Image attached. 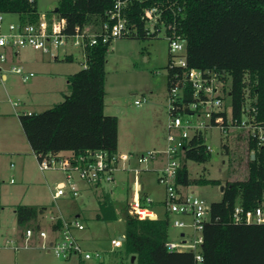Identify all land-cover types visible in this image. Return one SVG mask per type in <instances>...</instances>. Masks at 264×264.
Segmentation results:
<instances>
[{
    "label": "trees",
    "instance_id": "16d2710c",
    "mask_svg": "<svg viewBox=\"0 0 264 264\" xmlns=\"http://www.w3.org/2000/svg\"><path fill=\"white\" fill-rule=\"evenodd\" d=\"M37 1L0 0V13L17 14L33 22L40 15ZM117 1L58 0L56 11L67 21L65 32L73 34L77 26L105 20ZM148 9L159 14L153 29L145 16ZM124 12L131 29L125 37H157L162 26L167 36H180L186 42L190 68H211L230 75L234 120L241 122L249 115L264 126V0H128ZM111 42L100 40L87 49L88 64L69 75L70 93L62 102L39 113L19 114L36 157L67 150L78 153L89 148L118 151L119 119L104 112ZM169 77L168 70V84ZM248 142V177L227 180L222 200L211 204L212 218L203 230L202 264H264V223H237L233 218L237 205L250 211L264 203V147L252 137ZM190 144L181 157L177 183L185 187L222 184L220 179L205 175L190 177L188 160L205 163L211 159L203 134L194 136ZM224 147L228 150L226 144ZM43 211L35 205L15 206L21 235L27 228H39L38 219ZM116 218L113 203L106 196L100 204L98 219ZM126 222L127 253L136 256L139 264H196L192 252L166 249L168 213L158 219H138L126 213Z\"/></svg>",
    "mask_w": 264,
    "mask_h": 264
},
{
    "label": "rangeland",
    "instance_id": "374dc122",
    "mask_svg": "<svg viewBox=\"0 0 264 264\" xmlns=\"http://www.w3.org/2000/svg\"><path fill=\"white\" fill-rule=\"evenodd\" d=\"M58 6V0H38L37 8L41 16L50 17ZM6 18L17 22L19 15L7 14ZM152 24L150 25V27ZM153 29V27H151ZM65 50L73 52V61L64 60ZM58 60L50 58L48 54L35 50L31 46L20 49V58L12 60L10 56L3 63L0 72V264H16L17 253L8 243L16 240L19 235L17 217L14 205L17 203L35 205L44 208L45 213L41 224L45 228L50 222L51 212L61 214H75L83 212L86 219V231H77L80 238H88L89 242L100 250L101 257H94L87 264H139L134 255L127 253L126 245L115 250L111 240L117 238L124 231L123 220H100L96 218L99 209L98 198L107 196L112 203H130L134 197L132 188L133 173L118 171L117 184H104L97 193L87 183L80 181L84 196L72 199L54 200L47 189V183L56 184L64 179V174L58 170L41 171L39 161L32 154L31 147L25 137L18 113H39L62 102L70 93L67 76L64 73H74L84 67L85 59L82 51L71 43L62 46ZM169 39L164 26L157 37L136 38L119 37L112 40L106 63L105 109L108 115H116L122 135L123 145H134L144 148L146 153L153 149V145L160 142V133L164 134L161 150L166 149L168 136L169 112L167 107L168 95V64ZM31 66L35 76L24 82L19 74L10 71L12 66ZM27 70V69H26ZM2 74L7 79H2ZM36 82V83H35ZM231 81H229V85ZM20 101V106L13 103ZM136 101L142 102L140 105ZM231 99L226 97V104L230 108ZM6 117V118H4ZM207 145L211 148V159L205 163L194 160L186 162L189 175L196 179L201 175L220 179V185L192 184L184 190L193 192L194 196L204 200L207 206L222 200L221 187L227 180H244L249 174L250 149L248 146L247 130L236 128L229 132L220 127H212L206 131ZM156 138H160L157 139ZM227 145L228 150L224 147ZM159 149V148H158ZM127 154L126 150H118ZM143 152V153H144ZM165 162L151 160L138 164L133 159L132 167L143 169L140 178L142 192L153 200L152 208L159 218L166 217L164 203L165 185L159 181V169ZM123 164H120V169ZM122 170V169H121ZM123 181V182H122ZM89 186V187H88ZM87 190V189H86ZM62 203V204H61ZM121 204V205H120ZM182 219L191 222L190 216H169V240H182L181 233L187 236L193 233L192 228H176L173 221ZM88 243V242H87ZM89 244V243H88ZM56 264H80L78 257L65 259L54 254L49 255ZM98 260V261H97ZM17 264H24L17 263Z\"/></svg>",
    "mask_w": 264,
    "mask_h": 264
},
{
    "label": "built area",
    "instance_id": "2783aa9c",
    "mask_svg": "<svg viewBox=\"0 0 264 264\" xmlns=\"http://www.w3.org/2000/svg\"><path fill=\"white\" fill-rule=\"evenodd\" d=\"M127 6L128 0H118L114 8L106 13L105 20L99 22L94 20L83 26H77L73 34L65 32L67 21L56 10L50 17L40 14L38 20L33 22L20 17L17 22L7 21L6 14L0 13V72L3 70L2 64L6 63L10 56H17L19 50L25 46H31L56 60L60 56L58 50L68 43L82 51L86 67L89 47L100 40L107 43L115 38L125 37L131 32L124 12ZM145 16L152 25L159 20V14L155 13V9L146 10ZM168 39L171 58L168 68L170 71L167 95L169 120L165 150H150L134 155L89 148L78 153L72 150L50 152L37 159L41 171L58 170L64 174L62 181L51 186L52 197L57 200L67 195L73 198L80 197L83 191L80 181L94 187L114 183L120 164H123V169L133 173L134 192L138 194L141 191L139 174L142 170L125 165H130L132 158H135L138 164H144L160 156L166 157V164L159 169V181L165 185L166 190L164 200L166 212L190 216L191 222L176 218L173 225L176 228H192L193 233L187 236L186 232H182V240L175 242L168 239L164 245L169 251L192 252L195 263L202 264L203 230L205 224L212 218L211 205L207 206L204 200L195 197L193 192L185 191L186 187L177 183L181 157L191 147L190 142L194 136L203 134L207 143L206 131L215 126L225 132L236 128L246 129L248 140L252 137L257 140L259 146L264 147V126L249 115H246L241 122L234 120L231 103L230 108L226 104V97H231L230 75L211 68H190L185 40L175 34L169 35ZM10 71L19 74L24 82L35 76L33 71H28L23 66L13 65ZM141 103L136 101L137 105ZM14 105H20V101H15ZM28 114L32 113L28 112ZM207 150L211 151L208 145ZM151 203L153 200L148 195H134L133 200L126 205V211L138 219H158L150 206ZM48 218L50 228H44L39 223V228L25 230L26 246H30L34 238H38L41 241L39 247L57 257L69 259L78 256L83 260L101 257L99 252L92 253L86 250L76 236V230L85 229L81 220L66 219L62 214L54 212H51ZM233 218L237 223H264V203L250 211H244L242 206L237 205ZM125 241L126 236L120 235L112 240V246L120 249L125 245ZM11 245L16 249L19 248L14 242H11Z\"/></svg>",
    "mask_w": 264,
    "mask_h": 264
},
{
    "label": "crops",
    "instance_id": "0c3cea01",
    "mask_svg": "<svg viewBox=\"0 0 264 264\" xmlns=\"http://www.w3.org/2000/svg\"><path fill=\"white\" fill-rule=\"evenodd\" d=\"M6 20L7 21H12V20H8V18H6ZM68 56H70L71 57V60H66V61H73V59H74V55H73V52H69L68 50H65V54H64V60H65V58L66 57H68ZM20 58V50H19V52H18V55L17 56H14L13 58H12V60L11 61H13L14 59H19ZM26 69L28 70V71H34V70H32L31 69V66H26ZM80 70V69H79ZM78 70V71H79ZM77 72V71H76ZM75 73V72H74ZM66 76H67V82H68V77H69V75H71V74H73V73H64ZM2 79L3 80H5V79H7V75L6 74H2ZM36 83V82H35ZM14 104V103H13ZM20 105H21V103H20ZM20 105H18V106H20ZM17 107V106H16ZM51 107V106H50ZM49 108V107H48ZM21 113H26V112H20V113H18V121H20V116H19V114H21ZM0 117H1V115H0ZM4 118H6V117H4ZM20 124H21V121H20ZM22 125V124H21ZM119 127H120V125H119ZM22 129H23V127H22ZM24 131V130H23ZM24 134H25V132H24ZM164 134L165 133H160V137H161V139L160 138H156V140L157 139H160L161 141H162V143H163V140H164ZM25 137H26V139H27V141H28V143H29V140H28V138H27V136H26V134H25ZM161 141L160 142H158V143H156V144H154L153 145V149L152 150H160V151H162L161 149H160V147L159 146H162L161 144ZM166 143H167V139H166ZM122 135H121V130H120V128H119V138H118V150H126V151H128V153L127 154H134V155H138V154H143V152H144V148H141V147H136V146H134V145H129V146H126V145H123V147H122ZM29 145H30V147H31V151H32V154L34 155V156H36L35 155V152L33 151V148H32V146H31V144L29 143ZM159 148V149H158ZM148 151H150V150H148ZM147 151V152H148ZM119 152V151H118ZM145 153V152H144ZM133 159H135V158H132L131 160H130V165L128 164V165H125V166H127V167H132V165H131V162H132V160ZM136 160V159H135ZM160 162V161H162V162H165L166 161V157H164V156H160L158 159H155V162ZM124 167H122L119 171H125V172H128V170H125V169H123ZM142 171L140 172V174H139V183H140V178H141V175H142V173H143V169H141ZM118 172V171H117ZM116 172V173H117ZM123 182V181H122ZM133 183H134V179H133ZM133 183H132V188H133V190H134V185H133ZM113 184H117V179L115 178V182L113 183ZM54 184H51V183H47V189L49 190V192H51L52 193V191H51V186H53ZM82 187V186H81ZM89 187V186H88ZM100 187H103V186H100ZM140 187H141V191H140V193H138V194H140V196H143V192H142V184L140 183ZM90 188H92L96 193H97V191H98V188L99 187H94V186H90L89 187V189ZM87 189V190H86ZM84 191H88V188H83V191H82V195L81 196H84V193H86V192H84ZM137 193H135L134 192V195L136 196V195H138ZM147 195V194H146ZM66 197V198H65ZM70 196L69 195H67V196H63V197H61V199H63V198H65V199H72V198H69ZM106 198V196H102V197H99L98 198V201H99V209H98V211H97V213H96V218L98 219V214H99V212H100V204H101V202H102V200L103 199H105ZM58 199H60V198H58ZM57 199V200H58ZM60 199V200H61ZM61 201H65V200H61ZM17 204H19V203H17ZM17 204H15L14 205V211H15V206L17 205ZM62 204V203H61ZM128 203H126V204H120L121 205V207H119V205H118V203H113V208H114V210H115V213H116V216H117V219H119V220H123L124 221V223H125V227H124V231H123V233H121L120 235H125L126 236V213H128L127 211H126V205H127ZM0 210H1V208H0ZM154 210V209H153ZM80 211H83V212H76L75 214H68V215H66V214H63L62 212H61V214L66 218V219H72V218H78L79 220H81L82 222H83V224L85 225V229H83V230H76L75 231V234H76V236L78 237V239H79V241H80V243H81V245L86 249V250H88V251H90V252H92V253H95V252H101L100 250H98L94 245H93V243H91V242H89L88 240V238H84V237H82V238H80L79 236H78V234H77V231H86L87 230V228H88V225H87V222H86V219H83L82 217V214L84 213V210H80ZM60 211H58V213H59ZM122 213V214H120V213ZM154 212H155V210H154ZM44 213H45V209H44V211H43V213L40 215V217H39V219H38V221H39V223L41 224V218L44 216ZM57 214V213H56ZM172 215H176V214H169L168 213V216H172ZM158 216V215H157ZM159 218V217H158ZM101 220V219H100ZM42 225V224H41ZM48 228H50V222L48 223V227H47V229ZM19 233V235H18V237L16 238V240H10V241H8V243L11 245V242H14L15 243V245L16 246H19V248L18 249H16L15 248V246H13V249L14 250H16V251H20V250H24V252L21 254V253H17V255H16V264L17 263H22V261L24 262V264H56V262L54 263V262H52L51 260H50V257H49V255H51V254H53V253H51L50 251H46V250H43V249H41L40 247H39V245H40V243H41V241H40V239H38V238H34L33 240H32V242H31V244H30V246H26L25 245V235H24V233L21 235L20 234V232H18ZM116 238V237H115ZM115 238H113V239H115ZM112 239V240H113ZM112 240H111V243H112ZM89 244H88V243ZM115 249V248H114ZM115 250H117V249H115ZM73 257H75V256H73ZM76 257H78V256H76ZM69 259H72V257L71 258H69ZM78 259H79V263L80 264H87V262L89 261V260H93L94 259V257L92 258V259H89V260H83L82 258H80V257H78ZM98 261V260H97Z\"/></svg>",
    "mask_w": 264,
    "mask_h": 264
},
{
    "label": "water",
    "instance_id": "95a60500",
    "mask_svg": "<svg viewBox=\"0 0 264 264\" xmlns=\"http://www.w3.org/2000/svg\"><path fill=\"white\" fill-rule=\"evenodd\" d=\"M58 8H56L55 10H57ZM255 157V155L254 154H252V159ZM221 190L223 191L224 190V185L221 187ZM136 258V256H133V259H135Z\"/></svg>",
    "mask_w": 264,
    "mask_h": 264
}]
</instances>
